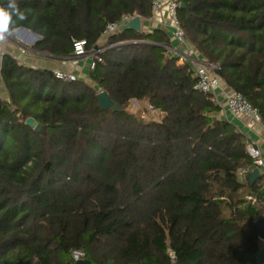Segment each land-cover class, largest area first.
<instances>
[{
    "label": "trees",
    "instance_id": "trees-1",
    "mask_svg": "<svg viewBox=\"0 0 264 264\" xmlns=\"http://www.w3.org/2000/svg\"><path fill=\"white\" fill-rule=\"evenodd\" d=\"M151 1L16 0L26 19L7 34L25 29L39 37L33 51L67 58L73 41L93 49L107 24L150 20ZM177 2L190 49L264 124V0ZM170 40L161 29L117 32L89 82L2 56L0 264H77L74 252L90 264H172L169 249L174 264H257L264 174L239 180L247 139L194 90ZM100 92L124 110L100 109ZM132 102L160 118L129 112Z\"/></svg>",
    "mask_w": 264,
    "mask_h": 264
},
{
    "label": "built area",
    "instance_id": "built-area-1",
    "mask_svg": "<svg viewBox=\"0 0 264 264\" xmlns=\"http://www.w3.org/2000/svg\"><path fill=\"white\" fill-rule=\"evenodd\" d=\"M151 6L153 15L162 11L165 12L168 20V27L172 30L170 39L174 41L179 47L178 53L174 56L178 58V62H189L193 67L194 77L196 79L194 90L203 94L212 95L215 101L217 92H221L225 101L224 115L229 114L233 118L244 116L249 119L251 124H260L264 129V124L251 104L240 93L228 89L225 90L223 88L220 78L215 73L217 70V65L207 64L205 61L201 60L193 50L190 49L176 18V11L179 7L177 0H152ZM131 19V17L125 16L119 23L107 24L98 43L90 51L86 50L85 41H73V53L69 57L70 64L73 66H78L81 59L89 56L91 60L88 65V73L93 71L97 62H101L99 55L105 50L103 48V44L105 43L106 39L119 32L120 27L127 24ZM167 50L169 51V48ZM4 54V50L0 47V59ZM52 72L56 79L64 82H73L78 80L77 76L68 72L61 70H53ZM132 104L135 106L139 105L136 102H132ZM147 109L155 115L156 120L160 118V116L151 106H147ZM224 119L228 120L226 116ZM246 153L250 158L251 166L249 168H243L239 170L238 178L241 181L244 180L245 176L254 169H261L264 166L261 150L255 143L250 142L247 144ZM247 200L252 203L255 202V199L251 196H247ZM167 254L171 259V263L174 264L173 251L169 249L167 250ZM83 256L84 255L81 252L73 253V258L75 261L81 260Z\"/></svg>",
    "mask_w": 264,
    "mask_h": 264
},
{
    "label": "crops",
    "instance_id": "crops-1",
    "mask_svg": "<svg viewBox=\"0 0 264 264\" xmlns=\"http://www.w3.org/2000/svg\"><path fill=\"white\" fill-rule=\"evenodd\" d=\"M144 31H151L152 29H161L167 33L168 20L164 11L155 14L150 20L142 23L141 28ZM20 32V33H19ZM19 33V34H18ZM24 33V34H23ZM11 35V34H10ZM8 34H0V47L5 53H8L15 57L19 64H25L34 69H48V70H61L68 72L77 76L78 79L87 80L88 79V65L91 60L89 56L81 59L78 66H73L69 62V57L58 58L47 56L45 54L37 53L31 49V46L38 40L32 36V33L18 31L10 36ZM27 35V36H25ZM169 36V35H168ZM170 37V36H169ZM171 41V47L169 48V53L173 56L179 51L177 44ZM1 63V59H0ZM178 64H183L178 62ZM223 88L227 90L224 86ZM0 93L3 98H6L4 88L0 80ZM216 102L220 106L221 111L218 115L219 118L226 116L228 121H230L238 130L245 136L247 142L255 143L261 150L263 160H264V129L260 124H251L249 119L241 116L233 118L229 114L224 115L225 101L221 92L216 94ZM146 106V104H144ZM252 172V171H251ZM260 175L264 174V166L259 169Z\"/></svg>",
    "mask_w": 264,
    "mask_h": 264
},
{
    "label": "water",
    "instance_id": "water-1",
    "mask_svg": "<svg viewBox=\"0 0 264 264\" xmlns=\"http://www.w3.org/2000/svg\"><path fill=\"white\" fill-rule=\"evenodd\" d=\"M180 8H183L184 5L180 4ZM124 30H133L136 32H141V20L139 17L135 16L133 17L127 24L123 25L120 27L119 31H124ZM22 31V32H28L25 29H17L14 31V33ZM32 36L35 39H39V37L35 34H32ZM97 100H98V106L100 109L103 110H111V111H122L124 108H120L117 105L114 104V102L109 98L108 94L106 92H100L97 95ZM25 124L31 128H34L36 131H39L41 129L40 125H37L35 121L32 118H28L25 121ZM260 177V172L259 169H254L252 172L247 174L245 176V179L249 183L255 182L258 178ZM258 233H259V239L264 242V219H260L256 223ZM256 260L257 264H264V247L260 248L257 250L256 253ZM77 264H90L89 261H83V260H78Z\"/></svg>",
    "mask_w": 264,
    "mask_h": 264
},
{
    "label": "clouds",
    "instance_id": "clouds-1",
    "mask_svg": "<svg viewBox=\"0 0 264 264\" xmlns=\"http://www.w3.org/2000/svg\"><path fill=\"white\" fill-rule=\"evenodd\" d=\"M25 14L21 11L16 0H7L6 4H0V34H7L16 21H24Z\"/></svg>",
    "mask_w": 264,
    "mask_h": 264
},
{
    "label": "rangeland",
    "instance_id": "rangeland-1",
    "mask_svg": "<svg viewBox=\"0 0 264 264\" xmlns=\"http://www.w3.org/2000/svg\"><path fill=\"white\" fill-rule=\"evenodd\" d=\"M141 26H142V23H141ZM141 30H143V27L141 28ZM144 30H146V29H144ZM171 29L170 28H167V34L169 35V36H171ZM20 33V32H19ZM18 33V34H19ZM13 34V33H12ZM11 34V35H12ZM24 34V33H23ZM10 35V36H11ZM25 36H27V35H25ZM170 54V53H169ZM192 70H193V67H192ZM80 80H82V79H80ZM83 81H85V82H89V80L87 79V80H83ZM127 110L129 111V112H131V113H134V114H138L139 112H141V110H145L146 111V113L145 114H143L144 116H145V118H147L148 120H150L151 118H154L155 119V115L154 114H152L150 111H148V109H147V106H145L144 104H139V105H137V106H135L134 104H132V103H130L129 104V106L127 107Z\"/></svg>",
    "mask_w": 264,
    "mask_h": 264
}]
</instances>
